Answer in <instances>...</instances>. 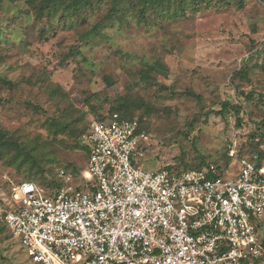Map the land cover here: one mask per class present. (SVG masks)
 <instances>
[{"label":"rangeland","instance_id":"374dc122","mask_svg":"<svg viewBox=\"0 0 264 264\" xmlns=\"http://www.w3.org/2000/svg\"><path fill=\"white\" fill-rule=\"evenodd\" d=\"M60 1L50 15L42 0H0V128L2 143L18 144H0V264H34L4 223L12 187L51 190L59 170H85L83 135L114 104L127 102L121 112L150 134L148 169L215 164L228 176L231 150L264 158V137H253L257 124L264 131L260 0H203L147 20L107 18L111 0L77 13Z\"/></svg>","mask_w":264,"mask_h":264},{"label":"built area","instance_id":"2783aa9c","mask_svg":"<svg viewBox=\"0 0 264 264\" xmlns=\"http://www.w3.org/2000/svg\"><path fill=\"white\" fill-rule=\"evenodd\" d=\"M82 145V189L61 169L55 189L14 185L1 211L32 263L264 264V162L231 150L228 176L215 164L148 169L150 134L119 112L93 120Z\"/></svg>","mask_w":264,"mask_h":264},{"label":"trees","instance_id":"16d2710c","mask_svg":"<svg viewBox=\"0 0 264 264\" xmlns=\"http://www.w3.org/2000/svg\"><path fill=\"white\" fill-rule=\"evenodd\" d=\"M203 0H111L112 2V7L110 8L108 14H107V18H110L114 15H117L118 17L122 18L124 11L130 12L134 15H136V17L139 20H147V15L149 13H156L159 15H164V14H169V13H173L175 16L180 12H184L186 7L189 6L191 3L195 6H198L200 4V2H202ZM263 4H264V0H260ZM30 2H34V0H30ZM223 2H230V0H223ZM238 3L242 6L243 1L239 0ZM91 4V0H61L59 2V5L65 6L64 9L65 10H71L72 12H80L81 10L85 9L88 5ZM187 5V6H186ZM58 8H56V2L55 0H42V5L40 7V11L42 12L43 10H46V12L50 15H52L54 12L57 11ZM242 72H239V74ZM228 103L224 105V109L225 111L228 110ZM128 103L127 102H121L119 104H114V106L112 107V112H119L121 113L124 117L127 118H132V117H128L126 115H124L121 110L122 109H127ZM233 108H235V106H233ZM220 112L219 114L223 113L222 111H218ZM134 118V117H133ZM141 128L143 129L141 123H140ZM66 127L63 126V129H65ZM5 136V131L2 130L0 128V144H2L3 146H7L6 148L9 149V147H18V144L15 142H11V143H2L3 141V137ZM259 136H263L264 137V131L261 129V127H259V125L257 124V127L254 130L253 133V137L254 138H258ZM10 145V146H9ZM263 155L260 153V158ZM257 159V163H262L264 162V158ZM253 159V158H251ZM209 165V164H208ZM201 167H203V165H201L200 167L196 168V169H200ZM185 169H190L188 167H186ZM66 170V169H65ZM83 169H78L77 172H73L72 170H66L70 173L73 174V176L76 178L80 177L81 172ZM28 181H31L29 179H25ZM60 186V182L58 181L56 183V187Z\"/></svg>","mask_w":264,"mask_h":264}]
</instances>
